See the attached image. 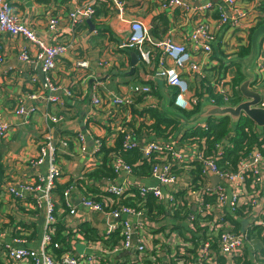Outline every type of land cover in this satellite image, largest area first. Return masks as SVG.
Returning <instances> with one entry per match:
<instances>
[{"label": "crops", "instance_id": "crops-1", "mask_svg": "<svg viewBox=\"0 0 264 264\" xmlns=\"http://www.w3.org/2000/svg\"><path fill=\"white\" fill-rule=\"evenodd\" d=\"M8 1L13 13L19 17L22 23L33 30L38 39L49 45L64 43L68 48L56 60L55 67L48 75L56 90L48 91L44 85L46 74L41 69V61L36 57V46L21 36L3 35L2 37L0 117L8 123V131L5 137L0 139V164L3 168L0 187V244L10 241L13 235L19 234L17 233L19 223L33 222L43 216V210L36 207L42 214L38 216L34 213L35 205L27 200L28 196L34 192L23 191L21 197H15L9 189L11 187L18 188L22 183L36 184L39 178L47 173L49 166L47 160L38 163L36 159L39 156L41 143L48 137L56 146V161L60 168V174L55 180L60 185L67 184L72 187V199L78 211V217L69 218L66 215L65 222L72 227L86 222L94 227L98 235L103 238L108 224L107 218H103L101 214L92 212L79 204V199L83 194L82 185L78 183V180L83 181V172L88 170L97 159L93 155L94 139L101 137L107 145H113L118 132L123 128L125 134L135 140L130 127L136 128L143 123L147 126L153 122L149 115L139 113V110L144 107L161 109V104L165 101L166 105L170 107L173 117L179 111L174 103L176 108L171 105L176 89L168 86L157 74L158 68L154 65L155 63H153V67L145 64L135 49L122 46L128 37L130 22L139 20L149 27L154 36L171 35L176 41H181L182 33L190 31L186 24V18L180 8L163 7L166 0ZM210 1L212 11L208 14L207 19H214L213 15L215 13L217 15L221 9L228 10V6L223 0ZM89 2L93 7L95 5L96 9L95 14L91 16H88L84 11V7ZM262 3L264 0H260V4ZM71 12L76 13L74 18L69 16ZM260 15L263 17L264 13L261 11ZM50 17H55L58 20L54 30H49L47 26ZM262 17L260 19H263ZM236 37L238 36L229 37L227 40L225 37L223 42L219 37L220 45L216 41L215 49L216 47L220 48L222 51L220 57L226 64H232L230 61L233 60L244 66L245 62H240L238 54L240 46L244 42H250L251 47H257L258 56H264V34L261 33L258 38L252 36L251 40L249 34L245 39ZM255 40L259 47L253 46ZM226 43L234 45V47L230 46V49H227ZM187 44L192 49V45ZM23 50L29 56L27 61L20 58V53ZM79 61H85L87 65L81 67L77 64ZM218 64L216 58H212V62L207 64L208 68L204 72L206 77L214 71L217 72ZM254 65L255 62L252 70ZM209 67L213 71L208 73ZM224 72L226 76L232 75L234 71ZM183 76L188 79L193 92L202 91V79L197 76L193 77L189 73H185ZM252 77L254 80V73ZM134 85H148L151 87L152 93L141 100H136L133 111L130 109L129 112H122L111 102L109 97L111 94L130 95ZM250 88L254 90L251 84ZM39 89L45 94L56 96L57 100L49 102L45 97H42L38 101H28L27 94ZM254 91L261 93L262 103L259 106L264 107V78L261 80L259 88ZM94 95H98L101 99V104L97 107L92 102ZM220 98L224 101L221 96ZM20 101L26 103L27 112L24 115L15 113ZM228 101L218 105H230ZM31 103L34 105L30 106ZM212 104L217 103L213 102ZM32 106L35 109L34 112L30 111ZM50 116H60L61 119L53 122ZM78 134H83L85 137L84 148L79 143ZM162 140L175 150L188 154L184 161L182 159L173 163L177 166L174 170L178 175V181L162 188L164 195L173 198L167 204L170 206L166 209L173 210V203H175L177 208L188 207L197 214L203 201L202 193L199 192L202 190L198 189V183L203 182L204 184L206 180L201 178L197 165L194 168L189 167L192 163L189 158L194 156V152L187 142L181 143L178 135H166ZM224 143L226 142L224 141ZM218 149L222 151L221 146L218 145L213 150L214 156ZM261 174L264 177V160ZM131 177L149 187H155L153 184L155 177L152 174L146 179H138L131 172L129 174L126 172L117 173L116 179L111 184H126L132 179ZM213 177L214 175L208 178L211 185L218 182V179L213 182ZM158 185L159 182L156 186ZM52 198L57 207V214L61 217L62 209L58 205V196L53 193ZM217 207L219 206L217 205ZM217 207L214 203L213 215L219 213L220 209ZM263 208L264 190L257 205L254 206V212L261 214ZM227 220L228 224H224L222 228L232 229V221L228 218ZM236 220L240 222L238 223L241 231H245L251 223L250 219L244 216L238 217ZM42 232L43 227L39 238L28 245L34 249L39 248ZM175 235L178 236L176 232ZM174 240H176L175 237ZM1 250L0 248V258L7 263ZM123 256H126L125 252L120 255V257Z\"/></svg>", "mask_w": 264, "mask_h": 264}, {"label": "built area", "instance_id": "built-area-1", "mask_svg": "<svg viewBox=\"0 0 264 264\" xmlns=\"http://www.w3.org/2000/svg\"><path fill=\"white\" fill-rule=\"evenodd\" d=\"M228 6V10L221 9L218 17L209 20L208 14L212 11L210 0H166L163 7L180 8L183 11L184 17L189 26L190 31L182 33L183 39L176 41L171 35H164L161 37L154 36L149 27L139 20L130 22L129 34L122 46L135 49L139 58L149 66L156 65L157 74L162 77L165 83L176 89L174 93L173 103L180 109L190 110L198 102L208 99L209 102H214L213 98L204 96H197L190 88L188 79L183 75L189 73L193 77L203 79L206 77L205 69L207 64L212 62V52L215 45L219 41L223 42L229 37L238 36L245 39L248 38L250 28L254 27L260 15V0H223ZM119 7V4L117 3ZM120 9V7H119ZM84 11L88 16L93 15L94 9L92 3L89 2L84 7ZM75 12L69 13L71 18H74ZM58 20L55 17L48 19L47 26L49 30H54L57 26ZM7 35L9 37L21 36L30 41L36 46V57L41 61V69L46 74L45 87L48 91L56 90L49 74L55 67L56 60L62 56L66 50L67 45L59 44H45L38 39L33 30L26 24L22 23L19 17L13 13L8 0H0V50L2 47V37ZM236 37V38H238ZM186 40V41H185ZM217 41V42H216ZM192 45V49L188 46ZM219 45L221 44L218 42ZM231 45V44H230ZM234 47V45H231ZM1 58V57H0ZM20 58L27 61L29 56L25 50L20 53ZM153 63H155L153 65ZM79 66H86L85 61H79ZM254 80L251 87L255 90L261 85V80L264 78V56H258L253 67ZM214 92L220 95L224 101L232 94L230 85V76L223 78H213L211 81ZM152 89L148 85H134L131 89L130 95H110L111 102L118 107L122 112H129L136 97L142 98L151 95ZM45 97L49 102H55L57 97L52 94H45L42 90H36L27 94L28 101H38ZM94 106L101 104V99L98 95L92 98ZM34 105V103H31ZM31 112L35 109L32 106ZM27 112L25 101H20L15 109L16 114H25ZM50 119L58 121L60 116H50ZM8 131V123L0 117V139L5 137ZM101 137L94 139L95 150L101 146ZM78 140L82 148L85 147V137L83 134H78ZM135 141L128 134L125 136L124 147L130 148L135 145ZM66 145L65 142H63ZM264 145L261 146L263 148ZM194 156H190L189 167L194 168L196 165L200 167V176L206 182H199L198 189L202 193V198L205 194L215 195V206L220 209L217 215H213L214 203L202 204L199 213H194L191 210L187 213L186 221L189 226L194 229L193 222L199 219V227L206 230L205 236L200 233L195 234L197 240H190L191 238L182 237L176 230H167L161 233H154L153 231H146L145 225L147 222L142 217L139 210L134 207L121 205L118 200L108 201L110 207L106 210L100 202H96L88 195H83L79 199V204L85 208L102 215L107 218L108 224L106 228L104 239H107L111 232L120 228V234L124 237L122 241L112 247H105L103 242L97 241L94 243L79 241L78 244H83L84 248L81 253L66 251L62 253L59 259H54L53 256L46 251V246L50 241V234L54 232L51 225L55 221L53 212L55 203L52 198L53 181L59 176L60 168L56 161V146L48 137L43 141L39 148V156L36 159L38 163L46 161L49 163L47 173L40 177L36 184L22 183L18 188L11 187L10 193L15 197H21V193L37 192L38 201L36 207L43 210L44 225L42 237L39 248L34 249L31 245H26V239L23 236L13 235L8 242L0 244L3 256L9 264H106V262L117 263L121 260L120 255L125 252L126 255L132 254L134 257L129 262L123 264H149L145 261L150 251L159 249L160 246L170 245L177 247L180 255L176 257V252H167V254L160 253L161 263L168 264L174 262L175 264H241L235 262V257H243L250 261V264H260L261 256L254 241L248 236L245 231L236 232L229 228H222L224 224H228L227 218L224 219L225 212H232L234 208L243 206L245 216L260 225L264 230V220L262 218H252L255 216L254 206L257 205L258 199L261 197L264 187V177L261 174V167L264 160V151L260 147H253L246 155L239 158L237 162V170L235 172L229 170H221L217 164L222 151L218 149L214 157L205 158L199 145L196 143L190 145ZM141 151L145 157L150 156L151 153H156L160 157L152 168V176L158 179L159 185L149 187L142 184L137 179L131 177L126 184L110 185L103 187V190L111 192L115 195H120L123 191L130 188H136L141 199L152 195L157 200L162 201L165 207L172 197L164 195L162 188L169 186L178 181V175L172 167L175 166V161H180L188 155L182 151L175 150L171 145L166 144L163 140L157 141L153 137L147 138L145 143L141 146ZM185 154V156H184ZM171 157V158H170ZM97 161V160H95ZM94 161V162H95ZM111 166L116 173L126 172L130 173L131 168L124 160L118 156L111 159ZM177 167V166H176ZM212 175L218 177V182L215 185L209 183ZM246 179L250 182L247 184ZM202 180V181H203ZM72 187L67 186L63 192V198L68 209L67 216L69 218L78 217V211L73 201L71 194ZM192 192V191H191ZM133 195V193L128 194ZM135 203V198L131 200ZM117 205L111 209L113 205ZM188 205V204H187ZM174 208L177 205L173 203ZM188 210V209H186ZM261 214H264V208ZM253 219V220H252ZM227 220V221H226ZM252 222V223H253ZM175 232L177 235H175ZM174 237L176 240H174ZM199 239V240H198ZM176 241V242H175ZM198 242L196 247H193L195 242ZM55 247L59 245L54 244ZM188 249L195 250L194 256L187 258L186 251ZM224 261V263H220ZM158 264V263H154Z\"/></svg>", "mask_w": 264, "mask_h": 264}, {"label": "trees", "instance_id": "trees-1", "mask_svg": "<svg viewBox=\"0 0 264 264\" xmlns=\"http://www.w3.org/2000/svg\"><path fill=\"white\" fill-rule=\"evenodd\" d=\"M262 2V1H261ZM93 7V5H92ZM95 14V5L93 7ZM260 11L264 13V3L259 5ZM218 17L216 13L213 15ZM263 19H260L256 25L249 30V37L251 40L254 31L260 26L264 25V16ZM219 47H214L212 52V58L217 60L218 70L209 74L208 77H204L201 81L200 87L203 88L202 91H197L195 94L199 97L204 98L207 96L208 98H213L214 102L217 104H224V101L221 100L220 95H217L214 92L213 86L211 85V81L213 78H225L230 76V85L232 88V94L228 98V103L230 105H235L239 101L243 99L240 91L239 84L240 81L244 78V74L242 72V65L240 63H235L233 60L230 61L232 64H226L225 61L220 57L222 51H220ZM251 52V43H242L239 49V58L245 59ZM236 66V67H235ZM213 67V68H215ZM208 73L213 71L210 67L207 70ZM228 73L230 71H234L233 74H228L225 76V72ZM222 74V75H221ZM218 75V76H217ZM223 76V77H222ZM253 84V81L251 85ZM200 88V89H201ZM143 99L138 96L134 99L133 104L130 105L131 110H134V104ZM137 100V101H136ZM201 101L198 102L192 109H180L178 112L184 114L187 118L191 117L194 113L200 110ZM171 105L174 108L173 101H171ZM176 108V107H175ZM137 111V110H135ZM140 114L149 115L153 122L150 125H138L136 128L134 126L130 127L131 132L135 138V145L130 148L124 147L125 141V130L121 128V131L118 132V136L115 138L113 145H107L105 141L101 138V146L98 150L94 149L93 155L97 158L93 165L86 171H84V179L78 180V183L82 185V194L88 195L87 197L91 198L96 202H100L102 206L109 210L110 200H118L119 204L126 205L130 207H134L136 210H139L142 214L143 219L147 224L144 226L146 231H153L154 233H161L167 230H176L179 234L184 238H191L190 240H197V236L195 234L200 233L202 236H205L206 230L199 227V219H195L193 222V228L189 226V223L186 222L187 213L185 210L190 208L188 207H178L173 210H167L165 204L154 198L152 195H147L145 199H141L139 196L138 190L136 188H130L128 190L123 191L120 195H115L111 192H107L103 190V187H107L114 182L117 177V173L114 171L111 166V159L114 156H118L124 160L126 164H128L131 168V174L138 179H146L151 176L153 166L160 161V157L157 156L156 153H151L150 156L145 157L141 151L142 144L145 143L147 138L153 137L157 141L162 140L166 137V135H178L181 143L187 142L189 145L196 143L199 145V148L202 150L205 158L214 157V148L218 145L222 148L221 156L216 159V164L221 170H229L235 172L237 170V162L239 158L243 155H246L253 147H260L264 145V127H257L256 124L249 119L245 115H241L236 125H231L230 118L225 117H210L206 122L202 124H196L195 126L187 127L183 130H179L180 121L173 117L171 114L168 115L164 111L158 108L144 107L139 110ZM224 141L226 143H224ZM57 145V144H56ZM264 151V146L261 148ZM176 166L172 167V170ZM198 172L200 173V167L197 166ZM3 175V168L0 164V187L1 180ZM247 184H249L250 180L246 179ZM68 185H60L53 181L52 193L58 196V205L60 209H62L61 217L57 214V207L54 208V218L55 221L51 225L54 230L53 233L50 234V241L46 246V251L49 252L54 259H59L60 255L66 251L76 252V245L79 241H86L90 243H94L97 241H102L105 247H112L118 244L120 241L124 239V237L120 234V228L116 231L111 232L110 236L107 239L102 238L98 235L96 229L92 227L90 224L86 222H82L76 224V226L72 227L65 222V216L68 213V208L65 204V200L63 198V192ZM133 193V195H128ZM112 198V199H108ZM135 198V203L131 200ZM27 200L30 201L31 204L35 205V214L38 216L42 215L39 210L36 208V204L38 201L37 192L32 193L28 196ZM204 204L214 203L215 195L205 194L203 196ZM117 205H113L111 209L115 208ZM188 212V211H187ZM244 207L239 206L234 208L232 212H225L223 214L224 219L228 218L232 221V229L233 231L240 232V222L236 220L238 217L242 218L245 216ZM64 216V217H63ZM262 218L264 220V214H258L255 212L254 218ZM63 218V219H62ZM252 219V220H253ZM239 222V223H238ZM253 222V221H252ZM250 223V226L246 228L245 232L248 236L254 241L255 245L258 248V252L261 256L260 264H264V230L260 225H256ZM19 228L17 229V233L19 236H23L26 239V245L33 243L36 241L39 236V224L37 219L33 222H21L18 224ZM199 240V239H198ZM57 243L59 246L55 247L54 244ZM198 242L196 241L193 247H196ZM186 251L187 258L192 259L191 256L195 254V250L188 249ZM167 252H176V257L178 258L180 255L177 247H171L170 245L160 246L159 249H154L150 251L148 256L151 255V259L146 258L145 261L149 264H164L161 263L160 253L167 254ZM134 255L129 254L122 257L123 262H129ZM121 260H117V263H122ZM193 260V259H192ZM235 262L241 264H250V261L243 257H235ZM224 263V261L220 262ZM0 264H9L5 263L0 258ZM12 264V263H11ZM106 264H113L111 261L106 262ZM168 264H175L174 262H170Z\"/></svg>", "mask_w": 264, "mask_h": 264}, {"label": "water", "instance_id": "water-1", "mask_svg": "<svg viewBox=\"0 0 264 264\" xmlns=\"http://www.w3.org/2000/svg\"><path fill=\"white\" fill-rule=\"evenodd\" d=\"M261 33L264 34V25L257 28L252 36L253 38H258ZM254 45L259 47L257 40L253 42V46ZM257 57V47H251V52L244 59L245 63L244 66H242L244 78L239 84V91L243 97L241 101L235 105H218L212 104L207 99H205L200 106V110L189 118H187L184 114L177 112L174 114V117L180 121L179 130L195 126L198 123H204L210 117L227 116L230 118L231 125L234 126L238 122L241 115L247 116L256 124L257 127H264V107L259 106L262 103L261 93L250 88V84L253 80L252 66ZM212 179L214 182L218 179V177L214 176ZM158 182V179H153V184H155V186ZM37 221L39 224V232H41L44 225V216L38 217ZM83 248V244L76 245V251L79 253L83 251Z\"/></svg>", "mask_w": 264, "mask_h": 264}, {"label": "rangeland", "instance_id": "rangeland-1", "mask_svg": "<svg viewBox=\"0 0 264 264\" xmlns=\"http://www.w3.org/2000/svg\"><path fill=\"white\" fill-rule=\"evenodd\" d=\"M225 45H226V48H227V49H230V46H231V45H230L229 43H226ZM232 47H233V46H231V48H232ZM227 49H226V50H227ZM233 53H234V52H233ZM233 53H231V54H233ZM231 54H229V55H231ZM243 61H244V60H241V59H240V62H243ZM161 110L164 111L166 114H169V115L171 114V109H170V107H168V106L166 105L165 101L161 104Z\"/></svg>", "mask_w": 264, "mask_h": 264}]
</instances>
